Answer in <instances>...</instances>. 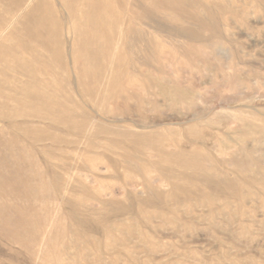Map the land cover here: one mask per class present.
Returning <instances> with one entry per match:
<instances>
[{
    "label": "rangeland",
    "instance_id": "obj_1",
    "mask_svg": "<svg viewBox=\"0 0 264 264\" xmlns=\"http://www.w3.org/2000/svg\"><path fill=\"white\" fill-rule=\"evenodd\" d=\"M12 1H0L3 19H10L6 8ZM120 1L146 15L131 25L128 36L136 42L134 47L130 48L124 38L117 36L120 49L124 48L138 63L144 49L149 56H157L149 57L147 66L135 68L136 75L141 77L147 70L158 75V70H163L165 80H176L190 87L194 98L191 103L175 106L157 95V87H151L141 92L146 101L157 102V106L146 105L141 109L134 97H126L128 92H104L90 76L81 79L79 71L83 64L73 58L79 41L72 34L73 25L68 18L69 3L78 7L79 1L49 0L56 15L66 20L64 45L60 48L42 36V43L29 52L36 60L58 66L55 80L66 84L70 100L81 106L80 113L89 114L106 128L113 126L121 132H130L132 137L119 136L115 141V136L100 133L96 147L89 148L85 139L74 132L67 133L71 144L79 142V145L73 150L75 155L69 161L70 168L59 170L62 194L73 197L66 190L69 182L84 183L89 188L87 200L81 205L85 207L80 212L90 220L82 227L97 244H90L85 256L71 260L76 253L71 236L76 225L71 219L63 218L69 232L65 230L64 235L54 241L49 257L40 255L34 264H264V129L260 131V127H264V0H186L196 2V11L209 20L212 28H202L190 17L193 10H184L174 3L165 11L158 10L147 0L141 3L139 0ZM41 9L44 11L43 6ZM25 16L33 19V15L20 12L11 16L12 24ZM119 22L126 28L125 17ZM0 30L1 40L11 27ZM137 30L143 36L138 35ZM25 32L24 28L20 30V34ZM149 39L151 42L161 40L157 50ZM6 50L12 51L13 60L21 55L12 39L3 41L1 53ZM0 62L2 77L6 64L3 59ZM61 65H65V72ZM93 67L94 64L87 66ZM234 70L239 73L241 82L232 88L226 77ZM66 76L67 81H64ZM83 86L90 87L92 92L83 91ZM137 88L129 93L139 92ZM236 116H241L242 121ZM240 125L247 131L241 138L236 132ZM56 131L50 128L43 133L45 140L38 141V147L49 144L46 138ZM164 131L172 133V139L164 143L167 150L197 151L208 168L209 174L197 173L192 189L183 188L170 194V186L161 181L159 171L152 167L158 160L156 150L147 140L135 137ZM56 149L52 147L54 152ZM80 149L101 156V160L91 161L96 169L87 176L84 170L74 168L81 166ZM124 155L149 167V175L144 177L135 170L127 177L123 172ZM50 161L59 164L55 158ZM209 166L214 169L210 171ZM177 169L183 171L180 167ZM94 177L99 178L104 187H98ZM231 180L240 181L238 194L224 185ZM178 183L188 186L180 179ZM61 197L57 195L48 206L54 219L60 217L55 214L58 207L63 206L58 203ZM130 218L135 220L130 229L121 228L116 233L106 234L113 228V221Z\"/></svg>",
    "mask_w": 264,
    "mask_h": 264
},
{
    "label": "bare ground",
    "instance_id": "obj_2",
    "mask_svg": "<svg viewBox=\"0 0 264 264\" xmlns=\"http://www.w3.org/2000/svg\"><path fill=\"white\" fill-rule=\"evenodd\" d=\"M31 1L13 0L6 8V13H10L13 17L24 12L33 15V19L29 20L25 16L26 18L24 17L22 21L19 20L12 24L11 16L8 17L9 20L3 19L2 15L0 17V29L11 27L7 36L0 40V60L3 59L6 64L5 73L0 77V257L3 258L0 264H34L40 255L43 258L49 257L54 250V241L61 235L63 236L65 230L69 232V226L66 220L64 221L66 218L71 219L76 225L71 232L73 246L76 249L71 260L85 256L89 245L97 244L90 239L88 232L82 227L90 220L89 217L82 216L80 212L83 210L81 208L85 207L81 205L87 200L86 196L90 190L84 183L69 182L66 184L68 188L66 190L73 197L62 194L63 182L59 170L67 171L70 168L69 161L75 155L73 150L79 145V142L72 145L66 135L74 132L80 138L85 139V145L89 148L96 147L100 133L116 138L119 136L132 137L130 132H121L113 126L106 128L89 114L80 113L81 106L79 102L70 100L66 84L55 80L59 71L58 66L36 60L29 52L42 43L40 41L42 36H46L48 42L56 43L62 48L66 22L64 18L56 15L55 8L49 0H36L30 5ZM78 1V7L69 3L68 18L71 19V25H73L72 34L74 33L73 35L79 41L73 58L80 60L83 64L79 71L81 79L90 76L93 81L99 83V87H102L101 91L104 92H128L126 97H134L141 109L146 105L157 106V102L146 101L141 92L142 90L148 91L151 87H157V95L172 105L179 106L192 102L194 98L192 89L176 80H165L163 76L166 73L163 70H158L159 76L154 75L150 72L151 70H147V73L141 77L136 75L137 69L135 68L142 65L147 66L149 57H153V55L149 56L147 49L143 50L139 63L124 48L120 49L117 36L118 39L124 38V43L130 48L135 46L136 42L130 37L131 35H128L131 25L137 23L140 16H146L144 13L141 15L133 11L126 2L123 3L120 0ZM139 1V3L142 2V0ZM147 1L156 6L158 10L169 11L171 3L184 10H193L190 16L193 20L198 21L202 28H212L209 20L196 11L194 1H189L190 3L186 0H172L170 3L157 2V0ZM41 6L44 7V11ZM142 6L144 7L143 3ZM122 16L128 23L126 28H123L119 22ZM22 28L26 30L24 34H20ZM136 33L139 35L142 32L137 30ZM6 39L14 40L17 45V51L21 55L16 60H13L15 57L11 50L1 53L2 43ZM150 39L148 42H151ZM143 40H145L144 37ZM160 41L151 42L154 43L156 50ZM88 64H94V67L87 68ZM61 67L65 72V65ZM226 79L232 88L237 87L241 82V77L236 70L228 74ZM64 81H67V76ZM83 87V91L88 94L92 92L90 87ZM136 88L140 91L129 93ZM236 119L239 122L242 121L241 116H236ZM50 128L59 133L52 132L46 138L49 144H42L38 147L37 142L45 140L43 133ZM263 129L264 127H260V131ZM236 132L239 133L240 138L245 137L247 133L242 125L237 127ZM171 135V131H164L137 134L135 137L151 143L150 146L158 154V160L152 163V167L159 171L161 181L170 186L169 193L176 194L183 188L192 189V181L198 172L204 171L207 174L209 172L199 159L197 151L179 148L167 150L164 143L172 139ZM115 141H118V138ZM53 146L57 148V151L52 150ZM88 151L79 150L78 161L81 162V166L77 164L78 166L74 167L78 171L84 170L86 176L96 169L91 161L101 160L98 153L90 154ZM125 155L123 172L127 177H130L135 170H138L139 174L141 173L144 177L149 175V167L141 162L135 163L130 156ZM53 158L59 160V164L51 162L50 159ZM178 167L183 171H176ZM209 167L210 171L214 169L212 166ZM179 179L188 183V186L180 185ZM94 181H97L98 187H104L99 178L94 177ZM224 185L233 188L237 194L241 187L239 180H231ZM57 195L62 196L58 203L63 206H59L55 214L60 217L54 219L52 210L48 206L57 199ZM103 205L108 204L103 203ZM133 221L135 220L132 218L127 221L116 219L112 223L113 228L108 229L106 234L116 233L121 228L130 229ZM59 226L64 229L60 230ZM115 259L113 256L112 261ZM53 264L59 263L53 262Z\"/></svg>",
    "mask_w": 264,
    "mask_h": 264
}]
</instances>
